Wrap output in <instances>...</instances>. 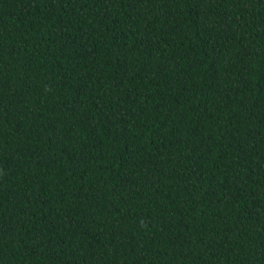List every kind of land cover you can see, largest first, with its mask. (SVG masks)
<instances>
[{
  "label": "trees",
  "instance_id": "1",
  "mask_svg": "<svg viewBox=\"0 0 264 264\" xmlns=\"http://www.w3.org/2000/svg\"><path fill=\"white\" fill-rule=\"evenodd\" d=\"M0 264H264V0H0Z\"/></svg>",
  "mask_w": 264,
  "mask_h": 264
}]
</instances>
